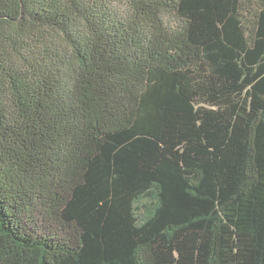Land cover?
I'll return each instance as SVG.
<instances>
[{
	"label": "trees",
	"instance_id": "1",
	"mask_svg": "<svg viewBox=\"0 0 264 264\" xmlns=\"http://www.w3.org/2000/svg\"><path fill=\"white\" fill-rule=\"evenodd\" d=\"M0 264H264V0H0Z\"/></svg>",
	"mask_w": 264,
	"mask_h": 264
}]
</instances>
